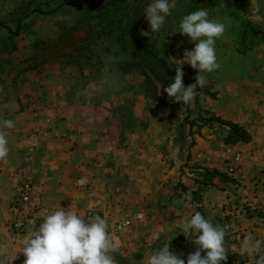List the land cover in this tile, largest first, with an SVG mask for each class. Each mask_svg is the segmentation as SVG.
Here are the masks:
<instances>
[{"label": "rangeland", "instance_id": "obj_1", "mask_svg": "<svg viewBox=\"0 0 264 264\" xmlns=\"http://www.w3.org/2000/svg\"><path fill=\"white\" fill-rule=\"evenodd\" d=\"M242 1L169 0L171 14L161 31H165V37L171 40L170 53L164 46L157 47L160 52L156 51L158 35H141L142 31L151 34L144 9L152 0H0V85L9 80L16 83L38 71L52 68L66 72H95L98 75L102 69L107 72L120 70L124 75H130V82L136 75L140 84L134 90L123 92L119 100H151L154 108L166 104L173 110L170 121L178 120L176 125L189 129L190 149L202 142H210L208 148H221V160L210 173H201L193 166L184 168L183 175L190 179L191 187L181 183L180 177L173 179L171 198L175 199L169 200L171 210L164 216L160 213L151 222L154 226L165 223V232L157 241L141 239L142 236L148 238V233L128 234L127 237L131 236L136 245L125 257L126 264H146L152 251L170 241L169 250L182 253L181 259L186 261L187 256L196 251L194 243L189 241L195 237H186L187 240L180 233L182 227L179 226L197 211L225 231V247L228 249L225 264H255V257L240 255L239 248L241 241L249 235L264 240V86L257 83L253 88L245 89L240 81L245 75L244 66L249 62L245 56L247 51L250 52L251 46L261 40L250 28L264 32V24L244 21L245 12L240 6L245 3ZM258 2L253 0V5H260ZM231 3L238 4V7ZM201 8L208 10L210 20L221 9L242 18L234 33L229 31L231 35L223 41L225 49L222 55L216 51L220 55L217 56L218 69L226 72L220 78L221 84L232 81L231 87H214L207 81L206 74L201 73L206 84L196 89L194 100L186 105L174 103L163 89L175 76L178 63L175 60L183 59L184 52L194 47V42H190L187 36L176 32L183 16ZM238 8L239 12H236ZM249 16L255 18L254 13ZM262 18L264 20V10ZM243 38L244 54L240 57L223 55L230 48L240 52ZM263 61L264 56L254 58V66H259L254 67V73L262 68ZM182 68L184 85L194 84L197 70L187 63ZM212 73H209L210 79ZM253 79V82H260V79ZM216 100H251L252 114L246 123L239 125L250 135L248 143L224 144L227 129L216 122V119L222 120L221 116L212 112ZM130 109L127 106L123 112L129 114ZM132 123L138 122H125L128 127ZM144 123L141 122L142 125ZM227 148L240 155L239 162L231 160L226 153ZM200 150L204 149H198V152ZM203 152L199 153L202 155ZM230 166L234 167L233 173L228 171ZM145 216L134 219L132 225L135 229L149 224V217ZM133 218L135 216L129 219Z\"/></svg>", "mask_w": 264, "mask_h": 264}, {"label": "crops", "instance_id": "obj_2", "mask_svg": "<svg viewBox=\"0 0 264 264\" xmlns=\"http://www.w3.org/2000/svg\"><path fill=\"white\" fill-rule=\"evenodd\" d=\"M256 1L260 5L254 6L253 0L242 1L245 5L240 7L247 19L244 21L263 25L264 4L262 0ZM231 5L238 7V4ZM251 13L255 14L254 19L249 16ZM212 19L225 24L224 35L216 41V51L222 55L223 41L231 35L229 31L234 33L242 18L221 9ZM170 41L165 31H161L156 38V51L164 46L171 53ZM249 50L245 53L249 62L240 81L245 89L257 83L264 86V64L255 73L254 67L258 65L253 64L254 58L264 56V44ZM240 54L232 48L223 53L231 57H240ZM225 73L216 69L212 79L209 73L205 74L207 81L220 89L231 87L232 81L221 84L220 78ZM97 75L52 68L16 83L9 80L0 85V120L15 121L12 129L0 128L7 136L9 148V155L0 160V264H23L24 242L43 222L36 219L22 233L10 232L13 202L25 181L41 190L48 215L60 207L85 220L99 214L109 230L131 216L148 215L149 224L136 229L132 225L121 239L110 236L118 245V250L112 253L116 264H126L125 257L136 245L128 234L148 233V238L141 239H149L153 233L165 232V223L154 226L151 222L160 213L164 216L171 210L169 200L175 199L171 198L173 179L180 177L181 183L191 187L190 179L182 172L185 167L193 166L201 173H210L221 160L220 146L219 151L208 148L210 142L190 149L189 129L176 125L178 120L170 121L173 110L168 105L154 108L151 100H119L123 92L134 90L140 84L136 75L132 82L130 75L127 77L120 70L102 69ZM253 78L260 82H253ZM252 105L251 100H216L212 112L222 120L241 125L252 114ZM127 106L131 107L129 114L123 112ZM126 120L138 123L128 127ZM198 149H204L199 152L204 151L202 156L212 160V164L198 158L201 154ZM82 177L88 179L83 187L77 184Z\"/></svg>", "mask_w": 264, "mask_h": 264}, {"label": "clouds", "instance_id": "obj_3", "mask_svg": "<svg viewBox=\"0 0 264 264\" xmlns=\"http://www.w3.org/2000/svg\"><path fill=\"white\" fill-rule=\"evenodd\" d=\"M171 14L169 0H152L144 9L150 33L159 35L166 18ZM207 9L201 8L182 17L179 31L194 42L191 50H186L183 59L175 67L172 82L163 90L174 103L189 104L194 100L196 89L203 88L206 80L201 73H212L219 68L216 55V41L225 33V24L210 20ZM187 63L197 70L195 83L185 86L182 65ZM15 121L0 120V128L12 129ZM9 155L8 139L0 131V160ZM88 183L87 177L77 181L81 187ZM187 198L191 199L190 194ZM196 246V251L181 259L182 253L169 250L170 242L152 251L146 264H225L228 249L225 247V231L214 225L200 212H195L182 225L181 232ZM152 240H159V233H153ZM118 250L117 243L110 238L108 224L102 216L94 214L90 220L63 207L47 215L37 231L24 242L21 253L23 264H116L112 253ZM203 253V255H202ZM239 253L255 257V264H264V240L254 239L251 235L241 241Z\"/></svg>", "mask_w": 264, "mask_h": 264}, {"label": "built area", "instance_id": "obj_4", "mask_svg": "<svg viewBox=\"0 0 264 264\" xmlns=\"http://www.w3.org/2000/svg\"><path fill=\"white\" fill-rule=\"evenodd\" d=\"M226 153L233 162H239L240 155L235 154L232 148H227ZM199 159H204L200 154ZM206 162H211L210 159H206ZM229 173L234 172V167L230 166ZM41 190L36 187L32 182L25 181L20 185L17 197L13 202L12 221L10 223V232L13 235L22 233L30 222L36 219H44L48 214L43 206ZM141 217L136 215L133 219H126L117 222L111 230H109L110 236H122L126 234L129 228L132 226L134 219L139 220Z\"/></svg>", "mask_w": 264, "mask_h": 264}, {"label": "trees", "instance_id": "obj_5", "mask_svg": "<svg viewBox=\"0 0 264 264\" xmlns=\"http://www.w3.org/2000/svg\"><path fill=\"white\" fill-rule=\"evenodd\" d=\"M77 7V6H76ZM90 9V8H89ZM250 31L253 32L254 35L260 36V41L256 43V45L264 44V33L261 31L255 30L253 27L250 28ZM245 38L242 39L240 43V53H244L245 49L241 46L243 44ZM256 45H252L254 47ZM216 122L227 129V135L224 140V144L227 145H236L238 143H248L251 139L250 135L241 128L238 124L227 123L222 120L216 119Z\"/></svg>", "mask_w": 264, "mask_h": 264}]
</instances>
